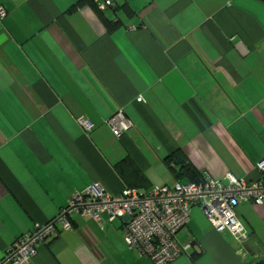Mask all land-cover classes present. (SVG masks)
Listing matches in <instances>:
<instances>
[{"label":"crops","instance_id":"obj_1","mask_svg":"<svg viewBox=\"0 0 264 264\" xmlns=\"http://www.w3.org/2000/svg\"><path fill=\"white\" fill-rule=\"evenodd\" d=\"M112 1L0 0V260L96 182L111 194L173 186L181 160L205 180L260 176L264 0ZM120 111L133 126L116 137ZM237 214L244 247L195 205L179 235L191 246L170 264L264 260V203ZM72 224L28 264H154L129 248L123 219Z\"/></svg>","mask_w":264,"mask_h":264},{"label":"built area","instance_id":"obj_2","mask_svg":"<svg viewBox=\"0 0 264 264\" xmlns=\"http://www.w3.org/2000/svg\"><path fill=\"white\" fill-rule=\"evenodd\" d=\"M96 2L101 10L113 5L112 0ZM7 14L5 7L0 6V19L3 20ZM138 100L144 99L139 97ZM79 122L87 131L94 129L89 120L82 118ZM110 125L116 137H122L133 126L124 118L123 111L110 120ZM257 169L260 173L258 179L227 173L224 180L177 181L173 186L149 189L125 187L118 194L109 193L101 183H93L84 191L75 193L56 219L39 224L21 236L8 249L0 264L7 261L12 264L30 263L37 256L40 244L61 229H73L74 214L92 218L103 225L116 219L125 220L123 234L129 248L150 257L154 264H170L191 246L182 245L179 235L188 226L195 205H200L216 231L229 232L244 247L250 236L237 211L247 203H264V160L257 164ZM261 256L262 253L252 254L254 259Z\"/></svg>","mask_w":264,"mask_h":264},{"label":"trees","instance_id":"obj_3","mask_svg":"<svg viewBox=\"0 0 264 264\" xmlns=\"http://www.w3.org/2000/svg\"><path fill=\"white\" fill-rule=\"evenodd\" d=\"M118 25L119 23H112L111 21H108V26L111 30L116 28ZM183 162L184 160H181V162L177 163L179 164V166L173 168V173L176 176L177 180L181 181V178H187L188 181L192 182H201L205 180L202 178L201 173L193 165L184 164ZM141 176L143 177V175Z\"/></svg>","mask_w":264,"mask_h":264},{"label":"water","instance_id":"obj_4","mask_svg":"<svg viewBox=\"0 0 264 264\" xmlns=\"http://www.w3.org/2000/svg\"><path fill=\"white\" fill-rule=\"evenodd\" d=\"M246 248H247L249 251H252L251 248L249 247V245H246ZM256 264H264V260H260V261H258Z\"/></svg>","mask_w":264,"mask_h":264},{"label":"rangeland","instance_id":"obj_5","mask_svg":"<svg viewBox=\"0 0 264 264\" xmlns=\"http://www.w3.org/2000/svg\"><path fill=\"white\" fill-rule=\"evenodd\" d=\"M158 176L163 177L162 175H158ZM141 189H144V188H141Z\"/></svg>","mask_w":264,"mask_h":264}]
</instances>
